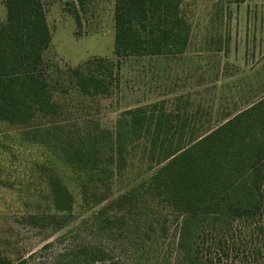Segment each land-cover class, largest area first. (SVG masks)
<instances>
[{"label": "trees", "instance_id": "1", "mask_svg": "<svg viewBox=\"0 0 264 264\" xmlns=\"http://www.w3.org/2000/svg\"><path fill=\"white\" fill-rule=\"evenodd\" d=\"M2 1L6 17L0 23V121L20 128L24 140L55 151L76 176L80 207L88 210L105 199L113 177L123 171L128 147L143 140L148 167L155 169L119 198L125 202L145 183V191L173 211L181 263L264 264V96L199 134L196 115L167 110L159 102L123 112L110 131L87 127L77 137L60 134L65 124L55 120L66 110L57 92L69 88L92 100L109 95L115 63L92 58L48 72L43 54L51 33L42 0ZM179 2L114 0V54L184 53L189 25L178 17ZM45 122L49 125L40 126ZM46 184L55 212L51 218L62 226L65 213L73 209V192L55 169ZM128 212L139 213L134 208ZM68 255L70 259L56 264L110 260L103 247L93 244H79ZM0 264L26 262L0 252Z\"/></svg>", "mask_w": 264, "mask_h": 264}, {"label": "rangeland", "instance_id": "2", "mask_svg": "<svg viewBox=\"0 0 264 264\" xmlns=\"http://www.w3.org/2000/svg\"><path fill=\"white\" fill-rule=\"evenodd\" d=\"M42 3L51 33L43 54L48 72L92 58L115 63L109 95L92 100L69 88L57 92L66 110L55 120L65 124L60 134L113 130L123 112L153 102L196 115L199 134L264 96V0H183L179 13L189 25L188 45L172 58L116 56L114 0ZM5 17L0 0V23ZM143 147V140L128 147L123 171L113 177L105 199L85 210L76 176L55 151L24 140L20 128L0 121V252L26 264H56L70 259L73 247L93 244L110 256L105 264H182L173 211L145 191V183L125 202L119 198L155 169H149ZM54 169L73 192V209L62 226L51 218L55 212L47 200L46 179ZM133 208L139 213L128 212Z\"/></svg>", "mask_w": 264, "mask_h": 264}, {"label": "crops", "instance_id": "3", "mask_svg": "<svg viewBox=\"0 0 264 264\" xmlns=\"http://www.w3.org/2000/svg\"><path fill=\"white\" fill-rule=\"evenodd\" d=\"M183 0H180V2H179V5L181 4V2H182ZM179 5H178V10H179ZM178 17L180 18V19H184L183 17H182V15H181V13H178ZM187 49V48H186ZM186 51V50H185ZM185 51H184V53H185ZM184 53H182V54H184ZM182 54H177V55H158V57H164V58H172V57H176V56H180V55H182ZM153 57V56H152Z\"/></svg>", "mask_w": 264, "mask_h": 264}]
</instances>
